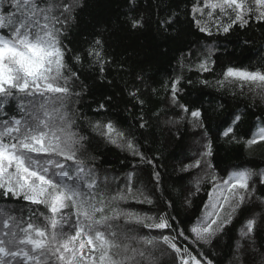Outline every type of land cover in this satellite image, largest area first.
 Returning <instances> with one entry per match:
<instances>
[{
  "label": "snow or ice",
  "instance_id": "6c2138e0",
  "mask_svg": "<svg viewBox=\"0 0 264 264\" xmlns=\"http://www.w3.org/2000/svg\"><path fill=\"white\" fill-rule=\"evenodd\" d=\"M84 7L85 0H0V198L46 210L37 215L33 209L25 219L14 216L7 203L0 208V264H165L163 257L167 264H248L247 256L264 248V171L224 169L225 178L213 163L210 113L205 108L211 101L188 91L196 82L204 87L211 82L185 75V71L198 76L215 71L211 48L205 50L197 42L195 49L191 45L178 49L173 74L162 84L166 104L151 117L143 111L141 88L133 86L128 96L141 108L133 125L124 129L109 118L89 120L86 128L81 122L84 114L77 116L70 107L82 96L75 87L80 79L77 66L83 68L87 62L103 80L113 61L100 35L83 52L66 42ZM127 9L129 29L144 28L139 0H127ZM205 12L213 20L219 18L217 35L227 36L236 27H250L253 18L264 23V0H203L194 5L191 14L198 31L211 37V26L202 25L196 16ZM176 21L171 15L158 18L156 24L168 35ZM137 80L147 84L142 74ZM226 82L238 84L242 91L248 85L249 92L264 102V65L258 70L228 66L216 79L220 88ZM152 93L160 94L155 88ZM13 100L21 101L18 113L8 111ZM111 101V96L104 97L93 112H107ZM217 110L223 111V104L212 112ZM241 115L228 112L219 121L223 137L235 138ZM259 119L261 126L247 146L264 142V116ZM161 121L165 127H175L178 138L181 125L200 134L195 155L179 161L178 171L194 185L187 189L185 206L191 207L200 185L210 188L204 214L187 229L177 223L170 198L172 213L151 214L150 207L147 211L131 207L152 206L161 190L159 157L147 155L135 131L137 124L143 130ZM93 135L133 158L128 172L101 176L97 154L88 151ZM144 165L151 167L148 184L153 189L141 179ZM241 218L236 238L225 245L228 251L215 259L219 241ZM181 240L189 243L182 246ZM191 245L198 250L195 254Z\"/></svg>",
  "mask_w": 264,
  "mask_h": 264
},
{
  "label": "trees",
  "instance_id": "16d2710c",
  "mask_svg": "<svg viewBox=\"0 0 264 264\" xmlns=\"http://www.w3.org/2000/svg\"><path fill=\"white\" fill-rule=\"evenodd\" d=\"M196 4L202 5L203 0H139L146 23L144 28L133 32L126 21L127 0H85V7L78 16V27L72 30L66 42L70 41L72 49L83 52L88 42L96 35H100L107 45L113 62L106 66L103 80L87 62L84 63L83 68L77 66L80 79L76 81L75 87L77 91L82 92V96L78 103L74 102L70 107L76 111L77 116L84 114L81 122L86 128V122L89 120L110 118L117 121L119 127L128 129L135 123L134 118L138 117L141 111L140 106L128 96V89L133 86L141 88L142 98L146 101L143 111L146 118L151 117L153 112L166 104L162 84L169 75L173 74V68L176 67L175 58L180 55L178 49L187 48L188 45L195 49L198 42L205 50L211 48L216 59L215 71L211 75L205 73L203 76L185 71V75L190 76L193 81L208 79L211 82L209 87L196 82L188 87V91L195 97L211 101L210 104L205 103V108L210 113L208 123L213 140V163L225 178L224 169L229 172L237 168L264 171V142L251 146L246 144L261 126L259 117L264 116V102L258 95L249 92L248 85H245L242 91L238 84L226 82L222 88L216 84L217 77L222 76L223 70L228 66L258 70L264 65V23L258 24L253 18L250 27H236L227 36L217 35L215 24L219 18L213 20L206 12L203 16L196 13L202 25L211 26L213 34L208 37L198 31L192 19L191 9ZM171 15H174L177 21L171 32L164 35L158 30L156 20ZM141 74L147 81L146 85L137 80V76ZM153 88L160 94H153ZM106 96L112 97L108 110L97 115L93 109ZM20 103L19 100H13L7 106L8 111L18 113ZM220 104H223V111L217 110L213 113L212 110ZM228 112L242 114L235 127V138L223 137L221 133L224 129L218 127L219 121ZM135 131L147 155L153 158L159 157L157 163L163 176V184L161 190L156 191L155 203L152 206L133 204L131 207L135 209L143 207L145 211L150 207L151 214L165 210L172 213L173 209L167 205V200L170 198L175 206L177 223L187 229L204 214L203 204L207 200V191L210 188L207 183L200 185L199 193L191 197L193 201L191 207L185 206L187 189L194 188V185L190 183L187 174L178 171L179 161L184 157L195 155V149L201 146L200 134L181 125L178 138L177 129L163 126L162 121L159 126L157 123H152L148 129L143 130L139 129L137 124ZM88 151L90 154H97L96 164L101 176L105 173L109 176H122L133 164L130 155L104 143L95 135L92 136ZM143 168L141 179L148 184L151 167L144 165ZM180 176H184L183 181L179 179ZM148 188L153 189L154 186L148 184ZM6 203L8 209L15 210L12 213L14 216L25 219L31 215L33 209L37 215L41 211H46L42 207L36 209L35 206L30 209L23 201L5 202L0 198V208H4ZM39 219L42 222L43 218ZM242 219L236 220L234 225L229 226L215 249L217 254L215 259L221 258L222 254L228 251L225 245L231 244L236 238L238 230L242 227ZM261 239H264V235ZM188 243L184 240L180 241L182 246ZM190 248L193 254L198 251L194 245ZM207 251L211 254V250ZM261 253H264V248L250 253L247 256L248 264H261L264 260ZM163 260L167 264L168 258L163 257Z\"/></svg>",
  "mask_w": 264,
  "mask_h": 264
}]
</instances>
